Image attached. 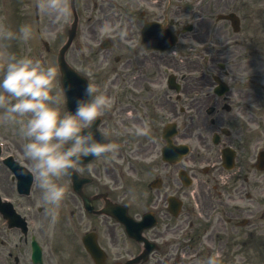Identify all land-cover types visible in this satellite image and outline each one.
<instances>
[{
  "label": "flooded vegetation",
  "instance_id": "obj_1",
  "mask_svg": "<svg viewBox=\"0 0 264 264\" xmlns=\"http://www.w3.org/2000/svg\"><path fill=\"white\" fill-rule=\"evenodd\" d=\"M169 58L160 59V63H156L161 67L160 69H153L155 78H148L149 71L135 68L134 72L137 73V78L132 81L131 78L120 80L122 84V95H129L135 98V111L126 107L124 98L121 95L116 96L112 90L114 82L107 85V93L117 101L116 105L109 111L102 115L99 129L103 133H110L111 130L116 129L120 132V136L115 132L114 139L117 140L119 145L118 149L113 153L115 159L131 164L132 155L135 150L139 152L142 159H148L153 155V162L157 161L159 149L163 146L157 142L154 131H158V124L167 119L168 116H182L184 108L178 106V102L173 99V91L167 86V77L169 75ZM240 65V64H239ZM190 67L185 64V71H189ZM234 70L231 71L234 74ZM196 80L198 83H192ZM215 80L202 73L197 79L184 78L182 87V103L187 102L189 106L196 107L199 114L204 118L205 123L211 126L201 127L202 130L208 131L209 135L201 138L207 140L213 138L216 134L215 124H218L219 130H222L226 125H234L232 123L234 118L240 116H248L249 112L243 108L229 112H213V116L209 115V109H219V105L225 104L227 99H222L214 92ZM105 90V88L101 89ZM138 90L135 95L132 92ZM199 92L197 103L193 101L192 93ZM232 94V90L230 91ZM245 98L250 97V94L245 93ZM190 100H192L190 102ZM231 101V100H230ZM123 103V104H122ZM118 104H122L119 108ZM217 104V105H215ZM147 122L148 130L146 135H137L136 128L143 126ZM192 130L187 129L183 134V138H187V134ZM226 135L219 136V143H214L215 160L222 156V150L226 146H231L237 152L236 165L229 175H207L205 178L199 180L197 191L189 192L181 185L175 189L173 165L162 163L158 165L155 163L150 171L160 172L163 174L162 188L153 189L152 184H146L145 190L142 191V197L145 207L160 206V213L157 214V225L149 231H144L143 235L149 238L153 246V251L147 255L142 261H148L149 264H165L168 261L170 248H174V237H181L176 247L182 251V254L187 257V261L183 264H202L203 260L211 254L207 247L212 246L213 250L219 249L224 253L227 259L226 245L233 240L240 241L242 245L253 242L255 231L258 229V221H264V210L262 215H257L261 207L254 209L253 203L251 206L247 205L243 196L253 202L254 195H264V185L260 180L259 174L264 173L255 170V150L259 149V143L254 142V138L246 135H238L237 127ZM109 135V134H107ZM110 136V135H109ZM111 137V136H110ZM112 139V138H111ZM203 144L206 142L204 140ZM264 149V146L261 147ZM194 162L198 159L192 158ZM110 155H102L95 158L93 161L86 165H77V169L82 176L94 177L93 182L88 184L87 187L91 189L88 191L90 196H98L93 202L96 209L103 207V200L101 196H105L106 201L112 199L114 202L124 203L126 193L117 188L118 182L114 183L112 187L102 178L103 171L109 173ZM255 170V171H254ZM158 173L154 174L157 175ZM255 174L257 176L254 178ZM109 177V175L107 176ZM251 179L254 180L253 184ZM68 178H65L63 183L66 185ZM69 185L70 182H69ZM68 185V187H70ZM164 188V191L162 189ZM184 194L183 198L184 213L181 214L185 217L182 223H173L171 214L167 212V202L170 196H180ZM160 199H163L160 202ZM198 207H196L193 203ZM241 204V205H239ZM78 205V208H76ZM64 209L68 215L69 225L71 226V237L68 240H60L59 242H67L72 245V252L75 257L70 261L52 260L48 258L44 260V264H94L90 256L85 251L84 247L80 244L77 235L80 233L79 228L75 222V215L83 211L82 202L77 195L69 190L65 195ZM75 206V207H73ZM151 211L145 209L143 213ZM89 218L88 229L90 232L97 234L98 243L105 251L107 264H115L120 260H125V254L140 256L145 252V243L139 244L128 239L125 234V229L116 224H110V218L107 216L86 214ZM255 217H257L256 220ZM136 215V219H138ZM263 230V226H262ZM138 232V230H136ZM138 234V233H137ZM140 235V234H139ZM246 235V239L241 237ZM126 237V239H125ZM45 245L49 244L50 240H42ZM22 242L26 243L28 240L24 239ZM126 244L129 249L126 251ZM136 247H140L138 250ZM53 252H66L55 248ZM15 264H20V261L14 260ZM33 264V263H32Z\"/></svg>",
  "mask_w": 264,
  "mask_h": 264
},
{
  "label": "clouds",
  "instance_id": "obj_2",
  "mask_svg": "<svg viewBox=\"0 0 264 264\" xmlns=\"http://www.w3.org/2000/svg\"><path fill=\"white\" fill-rule=\"evenodd\" d=\"M36 5L42 15L56 21L71 16L69 0H36ZM102 30L111 31V25L105 23ZM35 34L31 22L15 25L6 13L0 14V124L14 126L23 139V155L32 164L54 224L67 191L62 178L77 169L83 156L101 157L114 153L119 145L107 134L98 138V129L92 127L112 107L106 89L87 84L70 109L65 90L57 84L58 65L13 50V42L29 41ZM124 35L121 32V39ZM147 130L145 122L136 134L146 135ZM202 264H225L223 252L213 250Z\"/></svg>",
  "mask_w": 264,
  "mask_h": 264
},
{
  "label": "rangeland",
  "instance_id": "obj_3",
  "mask_svg": "<svg viewBox=\"0 0 264 264\" xmlns=\"http://www.w3.org/2000/svg\"><path fill=\"white\" fill-rule=\"evenodd\" d=\"M200 1L201 0H185L183 3V6L185 9H188L190 11L191 10H197V9L199 11L201 10L199 15H204L206 18L213 20V19H216V16L219 13L228 12L230 9H232L233 8L232 3L235 2L236 0H205L203 3H200ZM253 1L255 4L253 7L255 8L256 5L262 4L264 0H253ZM7 2H8V0H0V14L6 13L5 5L7 4ZM17 2H18V0H17ZM28 2H29V6H30L29 22H31L33 24L35 30H37L38 26L34 22V7L36 5V0H28ZM7 6H8V4H7ZM260 7H261V5H260ZM77 8H78V12H79L80 19H81V32L83 33V40H84L86 31H87L86 20H85L86 13H87V0H78ZM133 10L135 11V10H137V8H133ZM24 12H26V10H24ZM113 13H114V15H112V16H115L116 18H118L115 25L113 26V29H118L119 24L123 23V20L119 16V12L117 10H115V8H114ZM112 16H110V17H112ZM110 17H105L103 22L108 23V19ZM42 18H43L42 24H41L42 30L44 32H47V25H50L52 28H54L56 24H61V22H65L64 24L66 25L69 22V19H71V16L68 17L67 19L63 20V21H56L52 17L46 16V15H44ZM222 24H224V23H222ZM225 24L226 25H223L221 32L227 31V35H229L231 33V28L228 26L227 23H225ZM126 25L128 28L127 30L133 31V35H135L134 31H135L136 25H135L134 20L127 19ZM120 32L128 34V31H126V30H120ZM61 39H63V37L58 39V40H61ZM50 40L51 39H49V41ZM222 40L224 41V40H226V38H223ZM29 55H31V56L34 55V56L40 58V55L37 52L36 53L30 52ZM254 57H257L254 59L259 60L261 56L257 55ZM48 59L50 62L55 63V57L54 56L49 55ZM67 60L71 64H73L75 62H76V64L82 63L80 58H78V56L76 57V49L75 48L71 51L70 57L68 55ZM261 65H264V61L261 62ZM0 135H11L10 126L0 124ZM22 143H23V141H22ZM116 175H117V173H116ZM112 176H113V174H112ZM252 254L253 255L256 254L255 245L253 247V250L250 252V255H252ZM248 264H264V261L258 262L254 258H252Z\"/></svg>",
  "mask_w": 264,
  "mask_h": 264
}]
</instances>
